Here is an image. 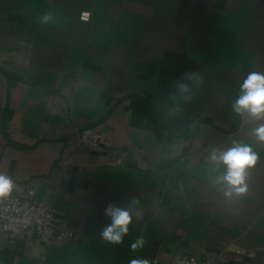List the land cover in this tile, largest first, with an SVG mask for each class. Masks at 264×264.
Masks as SVG:
<instances>
[{"label":"crops","instance_id":"0c3cea01","mask_svg":"<svg viewBox=\"0 0 264 264\" xmlns=\"http://www.w3.org/2000/svg\"><path fill=\"white\" fill-rule=\"evenodd\" d=\"M251 72L264 74V0H0V174L81 235L12 243L0 228V264H264V119L233 110ZM233 141L258 155L242 195L211 158ZM109 202L134 214L120 245L99 235Z\"/></svg>","mask_w":264,"mask_h":264},{"label":"clouds","instance_id":"9594fccd","mask_svg":"<svg viewBox=\"0 0 264 264\" xmlns=\"http://www.w3.org/2000/svg\"><path fill=\"white\" fill-rule=\"evenodd\" d=\"M55 13L46 11L41 16V23L48 24L53 21ZM186 78L191 73L185 74ZM177 87L180 92H186L187 85L177 81ZM241 94L233 105V110L237 113H247L255 119H264V74L251 72L248 74L244 82L241 84ZM256 138L264 142V124L254 130ZM214 161L222 163L226 166V174L219 177L224 182L229 191L226 195L233 192L236 195H242L247 191L245 184L246 170L257 163L258 155L253 151L252 147L238 141H233V147L227 151L220 152L216 155L214 150L211 157ZM15 185L9 176L0 174V200L9 197ZM136 203V201H132ZM104 215L110 220L100 231V237L111 245H120L124 242V237L130 231V225L133 223V212L131 205L127 207L116 206L113 202H109L105 209ZM145 239L143 236L137 237L130 243V250L133 253L142 250L145 247ZM129 264H151L145 258H132Z\"/></svg>","mask_w":264,"mask_h":264},{"label":"built area","instance_id":"2783aa9c","mask_svg":"<svg viewBox=\"0 0 264 264\" xmlns=\"http://www.w3.org/2000/svg\"><path fill=\"white\" fill-rule=\"evenodd\" d=\"M90 11L82 10L80 18L90 19ZM85 139L98 140L93 129L83 130ZM0 228L12 242L51 244L67 242L78 244L81 235L72 228L66 217L56 216L47 203L34 198V190L17 191L0 200ZM152 264H162L154 259ZM170 264H234L229 259H204L194 254L177 255Z\"/></svg>","mask_w":264,"mask_h":264},{"label":"trees","instance_id":"16d2710c","mask_svg":"<svg viewBox=\"0 0 264 264\" xmlns=\"http://www.w3.org/2000/svg\"><path fill=\"white\" fill-rule=\"evenodd\" d=\"M203 120L205 121H208V122H212V120L208 119V118H202Z\"/></svg>","mask_w":264,"mask_h":264},{"label":"water","instance_id":"95a60500","mask_svg":"<svg viewBox=\"0 0 264 264\" xmlns=\"http://www.w3.org/2000/svg\"><path fill=\"white\" fill-rule=\"evenodd\" d=\"M240 92H241V90H240L239 93H238L237 100H238V98H239Z\"/></svg>","mask_w":264,"mask_h":264}]
</instances>
